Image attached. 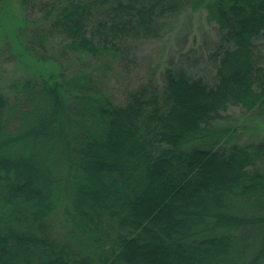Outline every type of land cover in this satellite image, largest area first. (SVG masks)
I'll list each match as a JSON object with an SVG mask.
<instances>
[{
    "label": "trees",
    "instance_id": "obj_1",
    "mask_svg": "<svg viewBox=\"0 0 264 264\" xmlns=\"http://www.w3.org/2000/svg\"><path fill=\"white\" fill-rule=\"evenodd\" d=\"M20 2L0 19L57 69L0 94V264H264V138L210 125L233 104L264 117V0ZM186 9L219 26L215 83L170 66L115 103L105 69Z\"/></svg>",
    "mask_w": 264,
    "mask_h": 264
},
{
    "label": "rangeland",
    "instance_id": "obj_2",
    "mask_svg": "<svg viewBox=\"0 0 264 264\" xmlns=\"http://www.w3.org/2000/svg\"><path fill=\"white\" fill-rule=\"evenodd\" d=\"M8 2L14 6L17 14L24 16L25 10L20 0H7ZM5 11L8 13L9 10ZM30 15L31 18H37L40 12L36 9ZM161 23L158 35L133 41L125 53L127 57L114 61L105 72L102 73L104 67L101 63H97V74L102 73V87L115 103L125 102L128 90L138 86L152 73L162 76L163 71L170 66L184 70L191 77L201 76L211 84L215 83V51L220 39L218 24L209 20L204 10L191 9L169 16ZM31 29L32 26L28 25L25 35H29ZM14 35L0 19V94L10 98L18 93L13 85L16 86L19 79L30 76L40 79L57 69L56 64L50 62L46 63L48 67L45 64V69L31 65L30 62L33 61L22 55ZM20 40H24L23 45H26L25 36L23 38L20 34ZM257 45V53L264 62V38L258 39ZM46 53L66 68L72 65L60 54L61 45L58 40L48 43ZM210 125L216 129H230V135L227 134L224 143L229 140L245 144L264 138V117L235 104L230 105ZM60 229L63 228L58 230Z\"/></svg>",
    "mask_w": 264,
    "mask_h": 264
}]
</instances>
